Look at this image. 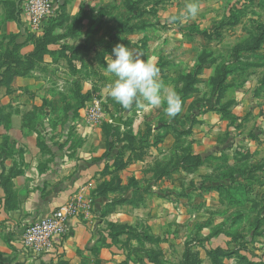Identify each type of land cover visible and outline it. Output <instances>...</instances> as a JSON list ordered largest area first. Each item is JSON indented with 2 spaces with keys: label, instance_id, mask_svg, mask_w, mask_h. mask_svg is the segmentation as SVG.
Returning a JSON list of instances; mask_svg holds the SVG:
<instances>
[{
  "label": "rangeland",
  "instance_id": "1",
  "mask_svg": "<svg viewBox=\"0 0 264 264\" xmlns=\"http://www.w3.org/2000/svg\"><path fill=\"white\" fill-rule=\"evenodd\" d=\"M87 1L88 6L93 5L90 11L74 18L63 15L52 27H106L104 36L114 37V42L106 50L97 49L91 63L81 65L87 73L91 68L96 72L97 79L90 82L93 94L79 92L87 86L86 80L62 78L63 87L78 91L73 98L65 95L67 90L56 92L62 107L76 100L74 116L85 120L87 104L101 98L107 115H119L121 105L109 91L102 93L115 76L108 73L99 77L95 67L100 69L97 61H103L105 54L125 41L136 57L151 59L160 68L164 85L174 89L187 105L184 115L169 118L164 111L158 114L150 110L145 114L147 120L162 117L178 121L181 136L177 139L189 136L193 125L202 121L206 128L201 131L197 126L198 135L207 134L211 142L233 140L234 149L230 146L219 151V146H208L205 158L193 154L191 144L177 145L184 147L185 153L175 155L171 166L183 168L188 175L181 173L174 179L171 190L175 193H157L159 200L167 199L172 205L161 203L137 216L160 238L154 245L147 244L154 264H264V0ZM189 2L199 6L195 19L180 16ZM23 6L24 0H0V27H9L12 18L16 27H27ZM58 6L61 9L60 3ZM32 34L35 50L31 67L38 70L49 35ZM102 42L99 39L96 44ZM3 52L2 57L8 56ZM60 66L75 70L77 65L69 62ZM1 69L4 75L13 72L8 65ZM46 88L52 90L50 85ZM235 106L239 107V122L231 112ZM219 110L224 111L229 126L232 122L239 126H219ZM203 113L206 118L200 120ZM37 119L33 118L34 124ZM34 131L33 126V141L39 145L41 136ZM46 131L51 132V128ZM219 187L223 189L217 190Z\"/></svg>",
  "mask_w": 264,
  "mask_h": 264
},
{
  "label": "crops",
  "instance_id": "2",
  "mask_svg": "<svg viewBox=\"0 0 264 264\" xmlns=\"http://www.w3.org/2000/svg\"><path fill=\"white\" fill-rule=\"evenodd\" d=\"M58 3L64 5L59 14L65 19L93 7L88 6L87 0ZM9 21V27H0V264H154L146 251L147 244L154 245L160 238L150 226L144 227L137 216L161 203L172 205L167 199L159 200L157 193H175L171 190L175 188L174 179L187 172L183 168L176 170L171 161L175 155L185 153V142L192 145L193 154L205 158L208 146H219V151L230 146L234 149L233 140L211 142L207 134L198 135L197 126L201 131L206 128L202 121L193 125L189 136L177 139L181 136L178 121L165 122L162 117L150 121L145 118L146 112L135 107L120 106L119 115L111 117L104 109L101 119L88 125L74 116L78 102L71 100V105L62 107L57 93L67 90L62 82L86 80L87 86L83 85L79 92L93 94L90 82L97 79L96 72L91 68L87 73L81 65L91 63L97 49L112 47L114 37L104 36L106 27H53L41 50L39 69L33 70L32 31L29 27H16L13 18ZM97 38L102 39V45L96 44ZM121 43L129 46L125 41ZM4 50L8 56L2 57ZM110 55L112 52L105 57ZM105 57L97 61L101 68L95 67L99 77L109 76ZM69 62L77 65L75 70L60 66ZM3 65L13 72L4 75ZM49 85L52 90L46 88ZM107 91L109 86L102 93ZM77 93V89L72 92L68 88L65 95L73 98ZM241 97L243 94L237 100ZM238 108L235 106L231 112L239 122ZM163 111L164 106L152 109L158 114ZM186 111L182 99L179 114ZM218 115L219 126H239L237 122L229 126L224 111L219 110ZM54 116L56 119L52 120ZM33 118L37 119L35 124ZM204 118L205 113L200 120ZM33 126L41 136L39 145L33 141ZM47 127L51 132L47 133ZM179 143L182 146L178 148ZM77 196L88 208L71 220V233L62 243L42 255L22 246L25 224Z\"/></svg>",
  "mask_w": 264,
  "mask_h": 264
},
{
  "label": "clouds",
  "instance_id": "3",
  "mask_svg": "<svg viewBox=\"0 0 264 264\" xmlns=\"http://www.w3.org/2000/svg\"><path fill=\"white\" fill-rule=\"evenodd\" d=\"M199 10L197 3L189 2L180 16L195 19ZM105 59L107 72L115 76L109 96L124 109L135 107L137 111L147 112L166 105L164 112L169 118H175L181 112V97L164 85L160 68L151 59L136 57L124 44L114 47L112 55Z\"/></svg>",
  "mask_w": 264,
  "mask_h": 264
},
{
  "label": "built area",
  "instance_id": "4",
  "mask_svg": "<svg viewBox=\"0 0 264 264\" xmlns=\"http://www.w3.org/2000/svg\"><path fill=\"white\" fill-rule=\"evenodd\" d=\"M58 2L59 0H24V16L30 31L44 35L49 18L59 15ZM103 113V99L94 98L85 109L86 123L94 125ZM87 208L88 205L77 196L50 214L33 219L22 227V246L35 255L50 252L71 233V220L80 216Z\"/></svg>",
  "mask_w": 264,
  "mask_h": 264
},
{
  "label": "trees",
  "instance_id": "5",
  "mask_svg": "<svg viewBox=\"0 0 264 264\" xmlns=\"http://www.w3.org/2000/svg\"><path fill=\"white\" fill-rule=\"evenodd\" d=\"M64 5H62V7H63ZM61 17L62 16H60V17H58V18H55V19H51V20H48V22H47V25H46V27H45V32H44V38H45V36H47L48 34H49V32H50V30L53 28L52 26L54 25V23H55V21L56 22H60V19H61ZM57 19V20H56ZM55 20V21H54Z\"/></svg>",
  "mask_w": 264,
  "mask_h": 264
}]
</instances>
